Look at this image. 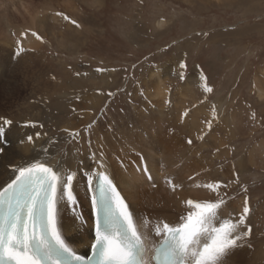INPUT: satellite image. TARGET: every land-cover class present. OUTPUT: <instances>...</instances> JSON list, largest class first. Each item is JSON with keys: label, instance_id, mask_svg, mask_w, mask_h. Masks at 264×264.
Listing matches in <instances>:
<instances>
[{"label": "rangeland", "instance_id": "374dc122", "mask_svg": "<svg viewBox=\"0 0 264 264\" xmlns=\"http://www.w3.org/2000/svg\"><path fill=\"white\" fill-rule=\"evenodd\" d=\"M30 35L37 44L23 45ZM263 66L264 0H0V148L14 129L58 145L60 159L91 152L101 138L124 158L117 166L128 178L142 157L134 160L141 143L130 134L155 157L184 147L194 160L181 185H204L211 197L193 205L222 198L218 211L236 209L215 220L235 223L247 201L241 230L251 232L230 252L232 264H264ZM178 118L185 135L168 124ZM157 167L164 171L161 160Z\"/></svg>", "mask_w": 264, "mask_h": 264}, {"label": "snow or ice", "instance_id": "6c2138e0", "mask_svg": "<svg viewBox=\"0 0 264 264\" xmlns=\"http://www.w3.org/2000/svg\"><path fill=\"white\" fill-rule=\"evenodd\" d=\"M180 67L185 65L181 63ZM181 79H184L183 74ZM206 91L212 89L206 87ZM12 123L10 119L3 120L4 126ZM3 135L0 127V137ZM32 139L27 137L29 142ZM13 172L14 178L0 187V264H147L143 255L147 251L148 237L142 230L147 224L135 220L107 174L91 170L84 173L95 217L91 256L85 260L62 239L58 228L61 201L73 207L77 203L74 190L77 172L65 173L38 160L13 168ZM207 187L216 192L221 185L208 184ZM223 202L221 198L218 203L193 205L189 200V206L197 211L181 217L183 223L178 227L169 223L156 227L155 235L161 238L157 250L163 264H226L225 257L251 229L241 230V226L247 227L246 200L238 221L215 222Z\"/></svg>", "mask_w": 264, "mask_h": 264}, {"label": "bare ground", "instance_id": "6f19581e", "mask_svg": "<svg viewBox=\"0 0 264 264\" xmlns=\"http://www.w3.org/2000/svg\"><path fill=\"white\" fill-rule=\"evenodd\" d=\"M23 31L25 32V30ZM32 36L33 35L27 36V41H24L23 45L29 46L31 42L35 44V40H31L33 38ZM262 73L264 74V66L262 68ZM258 98L264 99V90L258 91ZM37 107L38 106L31 107V109L39 114L40 107ZM178 122H180V124H178ZM81 123L82 121L78 120L76 126H80ZM168 124H172L175 129L178 127L181 130V133L177 132L179 135H185L187 133L188 124L185 120L183 122L178 118L175 122H172L170 119ZM16 131L17 129H14V134L8 131L6 132L7 144L2 148L3 151L0 154V187L6 186V184L14 178L15 173L13 172V168L37 160L54 169L62 170L65 173H70L72 171L77 172L74 178V190L77 203L73 207L64 200L61 201L58 206V228L61 232L62 239H64L78 254L83 253L84 250H88L93 241L92 229L95 217L91 204L92 194L88 191L87 179L84 175L88 170L107 174L117 186L118 191L124 198L135 220L139 221L141 224L146 222L147 226L142 230L145 231L148 237L146 246L150 249L161 240L159 236L155 235L156 227H162L163 223H169L170 226L178 227L180 223L184 222L181 220V217L186 218L190 212L197 211L194 207H187L186 202L188 199L208 200L211 198L210 195H206L205 192L202 191L204 190V185L197 186L194 182H189L192 184L190 187L181 185H188L185 174L189 171L192 161L194 160H189L191 156L187 155L188 151L184 149V147H177L176 149L172 147L170 149L167 146L165 148L166 154L155 157L153 153L146 151L148 141L144 140L139 133L134 135L130 134V137H133L135 142L141 143V148H131L134 151V160L137 158L136 156L138 154L142 157L139 159L137 158L138 162H140V167L134 164V168H130L127 178L121 173L117 166V163H124V158L120 156V153L116 152L117 149L111 145V143H113L111 141H107L105 145H102V139L96 138V142L91 145L92 148L90 152L89 150L87 151V148L83 145L85 143L82 139L81 143L86 149L84 153H79L75 148L72 149L73 151H70L68 155L60 159L57 158L59 153L58 145L55 144L53 148H50V146H47L46 142L45 144L41 140L43 136H38V134H35V136L32 137V141L29 142L27 140V135L22 134V131H20L21 135L17 136L16 133L19 131ZM196 132L197 129L195 128V134ZM77 137L80 139L79 136ZM20 139L21 141L25 140V143H21ZM122 141L126 143L127 139L123 138ZM153 158H156V162ZM89 160L95 163L93 167H88ZM134 160L132 157L128 158V161ZM158 160H161L164 171H157ZM149 185H153V187L156 188L155 194L150 192L149 189L151 188ZM179 186H181L180 192L176 189ZM167 188L172 190L170 191ZM184 189H192V191L196 190V192L194 194H186ZM158 190L160 192L161 190H167V192H165L164 195H160L156 192ZM178 194L180 195L178 196ZM86 202L88 203V210L84 207ZM234 206L235 205L230 204L229 206L225 204L222 206L223 210L218 212L221 214V217H224L236 209ZM165 208H167L169 212H166V210H164ZM144 210L156 213L150 215L140 213V211ZM221 217L219 222L225 218ZM215 222H217V220H215ZM205 239H207V237H205ZM225 261L226 264L233 263V258L230 254L225 257Z\"/></svg>", "mask_w": 264, "mask_h": 264}]
</instances>
